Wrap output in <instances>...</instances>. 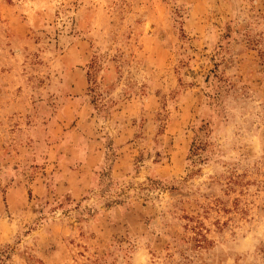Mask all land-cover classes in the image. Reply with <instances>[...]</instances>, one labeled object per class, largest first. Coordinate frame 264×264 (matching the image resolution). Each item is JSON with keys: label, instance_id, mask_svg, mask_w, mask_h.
Instances as JSON below:
<instances>
[{"label": "rangeland", "instance_id": "rangeland-1", "mask_svg": "<svg viewBox=\"0 0 264 264\" xmlns=\"http://www.w3.org/2000/svg\"><path fill=\"white\" fill-rule=\"evenodd\" d=\"M0 264H264V0H0Z\"/></svg>", "mask_w": 264, "mask_h": 264}]
</instances>
